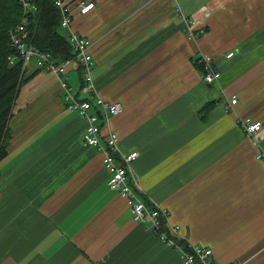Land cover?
<instances>
[{
    "label": "crops",
    "instance_id": "crops-1",
    "mask_svg": "<svg viewBox=\"0 0 264 264\" xmlns=\"http://www.w3.org/2000/svg\"><path fill=\"white\" fill-rule=\"evenodd\" d=\"M80 1L94 6L81 14ZM71 7V28L90 41L94 93L82 90L76 61L62 77L72 100L121 102L102 133H116L122 153H138L137 195L167 210L177 238L211 248L216 264H264V163L239 127L252 117L264 137V0ZM204 55L217 71L212 84L193 65ZM22 89L1 159L0 264H181L108 187L104 153L83 142L86 120L68 108L58 77L42 70ZM213 100L201 120L198 109Z\"/></svg>",
    "mask_w": 264,
    "mask_h": 264
},
{
    "label": "built area",
    "instance_id": "built-area-1",
    "mask_svg": "<svg viewBox=\"0 0 264 264\" xmlns=\"http://www.w3.org/2000/svg\"><path fill=\"white\" fill-rule=\"evenodd\" d=\"M72 0H55V5L58 7L61 20L60 26L68 30V39L70 41L72 52L75 54V60H67L63 63L56 64L55 61L47 52H41L37 50L33 45L27 42V31L25 30L26 14L34 9L33 4L29 0H18L22 9L23 17L19 24L9 30V43L12 48L16 50L22 63L21 67L24 70L32 58H36V64L43 71H48L55 74L59 78V84L63 91H65L66 97L70 98L68 108L76 111L78 115L86 120V128L83 134V142L92 147H97L104 153L103 164L109 171V179L107 185L110 189L115 190L118 194L125 198L132 213V219L134 221L146 224L153 233L157 234L160 239L167 244V246L173 247L180 253V259L182 264H216L212 259V249L208 247H202L195 244H190L186 240V247L180 245L175 236L177 227H173L170 230V234L164 232L161 228V223L158 219L159 213L167 216V210L163 207H159L156 203L150 201L154 208H149L146 202L140 199L137 195L136 179L132 168V162L136 159L138 153L133 150L128 153H122L118 146V138L116 133L109 132L107 134L102 133L103 124L110 116L119 114L123 106L121 102H111L104 100L101 97H90L81 100H72L69 95V86L67 84V78L62 77L65 74L66 66L73 61H79L83 69V91L94 93V84L92 82L91 70H92V57L89 51L90 41L74 31L71 28L73 8L71 7ZM94 6L92 2L80 1L77 4V8L81 14H85L89 9ZM192 35L193 32H191ZM233 52L227 54L230 57ZM9 63L11 64L15 59V56H8ZM203 67L202 79L207 83H212L217 78V71L213 68V61L210 56H201L199 59ZM237 99L236 96H232L225 108L228 110L231 108ZM247 120V121H246ZM243 123V133L248 138L254 140L256 146L255 159L264 163V142L261 141L258 136L261 125L259 122H253L251 119H246ZM183 239V238H182ZM230 264H237L232 262Z\"/></svg>",
    "mask_w": 264,
    "mask_h": 264
},
{
    "label": "trees",
    "instance_id": "trees-1",
    "mask_svg": "<svg viewBox=\"0 0 264 264\" xmlns=\"http://www.w3.org/2000/svg\"><path fill=\"white\" fill-rule=\"evenodd\" d=\"M34 9L26 14L25 30L28 37L27 42L33 45L41 52H47L56 64L63 63L67 60H75V54L68 39V35L61 31L64 29L60 26L61 14L55 5V0H29ZM73 0L71 1L72 5ZM23 17V9L18 0H0V160L5 157L7 147L11 137L9 120L12 116V110L15 100L21 87L31 80L37 73L42 71L35 62V68L25 73L21 67V59L16 50L9 43V30L20 23ZM73 18V14H72ZM8 56H15L10 64ZM200 57L193 59V65L200 72H203L202 64L199 62ZM78 63V71L82 67ZM216 100L204 103L199 109L198 114L201 120H205L212 110ZM149 208L154 205L144 199ZM157 209V208H154ZM168 215V214H167ZM158 219L161 223L162 230L170 234L166 226L167 216L159 213ZM180 245L186 247L184 239L179 238L177 241ZM181 260V259H180ZM232 263V262H231ZM230 264V263H229Z\"/></svg>",
    "mask_w": 264,
    "mask_h": 264
},
{
    "label": "rangeland",
    "instance_id": "rangeland-1",
    "mask_svg": "<svg viewBox=\"0 0 264 264\" xmlns=\"http://www.w3.org/2000/svg\"><path fill=\"white\" fill-rule=\"evenodd\" d=\"M63 34H64V31H61ZM191 32L192 31H190L189 33H190V36H193L192 34H191ZM204 56H207V55H204ZM211 57V56H210ZM212 59V58H211ZM35 58H32L31 60H30V62H29V64H28V66L26 67V69H25V73L27 72L28 73V71H31L32 69L31 68H33V67H35ZM213 68L215 69V67H214V65H213ZM31 69V70H30ZM200 74H201V79H202V72H200ZM91 77H92V75H91ZM93 78V77H92ZM58 80H59V78H58ZM203 80V79H202ZM216 80V79H215ZM204 81V80H203ZM92 82H93V80H92ZM205 82V81H204ZM252 82V81H251ZM207 83V82H206ZM213 83V82H212ZM212 83H207V84H212ZM252 86H255L256 88H259V85H256L255 83H252ZM23 90L24 89H22V91L20 90L19 91V93L21 94L20 96H21V98H18V103H19V105H18V107H20V103H22L23 102V100H24V98H22V95H23ZM19 93H18V95H19ZM18 97V96H17ZM17 99V98H16ZM17 101V100H16ZM17 104V103H16ZM19 108H17V106L16 107H14L13 108V111L12 112H14V111H17ZM226 109V108H225ZM228 110H230V108L228 109ZM14 117L13 116H11V119L9 120V128H10V126H15L16 125V120H14L13 119ZM246 119H251V120H253V122H259L260 123V125H261V129L259 130V134H258V136L260 137V139H261V141H263L264 142V137H261V135H260V133H261V130L263 129V126H262V124H261V122L259 121V120H256V119H254V118H252V117H243L242 119H240V121H239V127L241 128V130H242V128H244V125H243V123L245 122L244 120H246ZM247 121V120H246ZM251 139V138H250ZM252 140V139H251ZM252 143L254 144V140H252ZM256 147V146H255ZM257 160V159H256ZM259 161V160H258ZM7 165V163L5 162V161H0V167L1 168H3V166H6ZM140 197V196H139ZM141 198V197H140ZM142 199V198H141ZM142 200H144V199H142ZM26 261H21V262H19L18 264H24Z\"/></svg>",
    "mask_w": 264,
    "mask_h": 264
},
{
    "label": "bare ground",
    "instance_id": "bare-ground-1",
    "mask_svg": "<svg viewBox=\"0 0 264 264\" xmlns=\"http://www.w3.org/2000/svg\"><path fill=\"white\" fill-rule=\"evenodd\" d=\"M35 59H36V58H35ZM28 64H29V63H28ZM27 66H28V65H27ZM27 66H26V67H27ZM154 234H155V233H154ZM181 264H182V263H181Z\"/></svg>",
    "mask_w": 264,
    "mask_h": 264
}]
</instances>
